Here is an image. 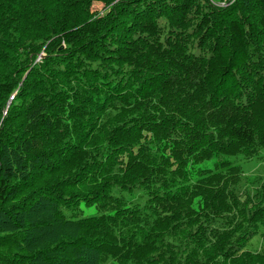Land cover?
<instances>
[{
	"label": "trees",
	"instance_id": "1",
	"mask_svg": "<svg viewBox=\"0 0 264 264\" xmlns=\"http://www.w3.org/2000/svg\"><path fill=\"white\" fill-rule=\"evenodd\" d=\"M263 148L264 0H0V264H264Z\"/></svg>",
	"mask_w": 264,
	"mask_h": 264
},
{
	"label": "rangeland",
	"instance_id": "2",
	"mask_svg": "<svg viewBox=\"0 0 264 264\" xmlns=\"http://www.w3.org/2000/svg\"><path fill=\"white\" fill-rule=\"evenodd\" d=\"M97 7H99V5ZM258 156L259 158H256L254 160L238 161L237 163L240 164V166L243 168V171H245L246 174H251L252 171L256 169L261 162L264 161V148L259 151ZM82 208L85 213L86 212L93 213L95 211L94 208H85V207ZM254 240L255 238L251 241V243H253ZM248 246H250V244H248Z\"/></svg>",
	"mask_w": 264,
	"mask_h": 264
}]
</instances>
